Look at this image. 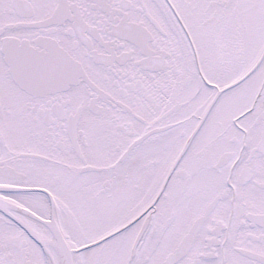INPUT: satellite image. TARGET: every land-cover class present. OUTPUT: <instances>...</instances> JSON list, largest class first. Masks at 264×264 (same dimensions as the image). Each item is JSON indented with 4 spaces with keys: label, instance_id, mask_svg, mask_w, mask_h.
<instances>
[{
    "label": "snow or ice",
    "instance_id": "1",
    "mask_svg": "<svg viewBox=\"0 0 264 264\" xmlns=\"http://www.w3.org/2000/svg\"><path fill=\"white\" fill-rule=\"evenodd\" d=\"M0 264H264V0H0Z\"/></svg>",
    "mask_w": 264,
    "mask_h": 264
}]
</instances>
